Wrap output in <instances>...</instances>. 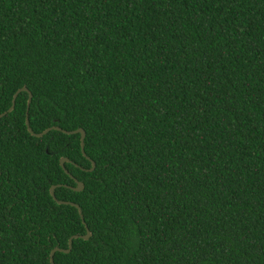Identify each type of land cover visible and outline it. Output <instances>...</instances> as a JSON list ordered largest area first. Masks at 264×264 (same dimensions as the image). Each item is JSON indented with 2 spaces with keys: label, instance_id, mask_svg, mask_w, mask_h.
Wrapping results in <instances>:
<instances>
[{
  "label": "trees",
  "instance_id": "1",
  "mask_svg": "<svg viewBox=\"0 0 264 264\" xmlns=\"http://www.w3.org/2000/svg\"><path fill=\"white\" fill-rule=\"evenodd\" d=\"M24 87L87 157L18 96L0 264H264V0H0V116Z\"/></svg>",
  "mask_w": 264,
  "mask_h": 264
},
{
  "label": "water",
  "instance_id": "2",
  "mask_svg": "<svg viewBox=\"0 0 264 264\" xmlns=\"http://www.w3.org/2000/svg\"><path fill=\"white\" fill-rule=\"evenodd\" d=\"M23 92H26L29 94V99H28V105H27V114H26V125H27V128H28V131L29 133L33 136V137H36V138H42L43 136H45L46 134H48L50 131L52 130H55V131H60V132H63L65 134H80L81 135V149H82V152L84 154L85 157H87L86 153H85V138H86V132L83 130V129H78V130H75V131H66V130H63L61 129L60 127H52L50 129H47L46 131H44L43 133H35L31 126H30V121H29V110H30V107H31V102H32V98H33V95L32 93L28 90V88L24 87L20 90L17 91V93L14 95V101H13V106L12 108L7 112V113H4L3 115L0 116V120L3 119L5 116H7L9 113H12L14 112V108H15V105H16V100L18 98V96L23 93ZM89 159V158H88ZM90 160V159H89ZM91 163H92V169L91 171H93L96 167V164L95 162H93L92 160H90ZM70 160L67 159V158H63L61 159V166L63 169L66 170L65 168V164L66 163H69ZM67 173H69L67 170H66ZM76 183H77V188H72L74 191H77V192H81L83 190V184L77 180H75ZM58 186H53L50 190L51 192V195L53 197V199L60 205H70V206H73L75 208L78 209L79 211V214L82 218V220L84 221V216H83V212H82V209L79 205L75 204V203H72V202H61V201H58L57 198H56V195H55V190ZM87 227V226H86ZM87 234L85 236H73L70 240H69V248L67 250H63V249H59V248H56L52 251L51 253V263L52 264H55L54 262V255L56 252H63V253H66V254H69L71 251H72V248H73V241L76 240V239H83L85 241H88L90 240L92 234H91V231L89 230V228L87 227Z\"/></svg>",
  "mask_w": 264,
  "mask_h": 264
}]
</instances>
